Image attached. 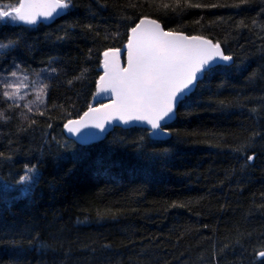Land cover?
Segmentation results:
<instances>
[{"label":"trees","instance_id":"obj_1","mask_svg":"<svg viewBox=\"0 0 264 264\" xmlns=\"http://www.w3.org/2000/svg\"><path fill=\"white\" fill-rule=\"evenodd\" d=\"M142 18L232 61L165 139L77 145L65 124ZM0 43V264H264V0H70L49 23L0 20Z\"/></svg>","mask_w":264,"mask_h":264},{"label":"snow or ice","instance_id":"obj_2","mask_svg":"<svg viewBox=\"0 0 264 264\" xmlns=\"http://www.w3.org/2000/svg\"><path fill=\"white\" fill-rule=\"evenodd\" d=\"M69 6L70 0H15L12 5L0 6V20L8 18L34 25L38 17L54 19V14L60 15L58 10ZM7 46L0 43V49ZM125 50L126 66H121L120 49L103 52V74L96 85V96L108 94L111 102L99 101L98 107L89 106L79 119L65 124L68 132L79 135L90 127L104 132L106 124L118 120L125 125L146 124L150 126V131L146 129L149 136L162 138L168 135L167 122L175 115L177 105L194 91L200 78L226 71L221 62L232 61L219 43L166 31L157 20L147 18L131 27ZM90 139L86 135L81 143L87 144ZM25 179L28 177L21 180L22 184ZM258 256L264 259V251Z\"/></svg>","mask_w":264,"mask_h":264},{"label":"water","instance_id":"obj_3","mask_svg":"<svg viewBox=\"0 0 264 264\" xmlns=\"http://www.w3.org/2000/svg\"><path fill=\"white\" fill-rule=\"evenodd\" d=\"M60 11V15L56 16L54 14V19H45L43 17H38L37 18V23L34 24V25H27L23 22H20L18 21L20 24H23V25H26V26H35V25H38L40 23H49L51 21H54L56 19H58L59 17L62 16L63 14V10H58ZM142 19H145V18H142ZM147 19H151V18H147ZM141 20V19H140ZM139 20V21H140ZM158 22V21H157ZM139 23V22H138ZM159 23V22H158ZM162 26V25H161ZM163 28V27H162ZM182 34V33H180ZM184 35V34H183ZM129 36H130V32H129ZM128 36V38H129ZM206 39V38H205ZM127 44V43H126ZM126 44L120 48V51H121V66H126V50H125V46ZM214 44V43H213ZM221 48V47H220ZM115 50V49H114ZM221 51L223 52L222 48H221ZM224 53V52H223ZM224 62H221V64H223ZM103 54H102V57H101V67H100V72H101V75L103 74ZM202 78V77H201ZM200 78V79H201ZM99 81V79H98ZM200 81V80H199ZM198 81V82H199ZM197 82V83H198ZM98 83V82H97ZM197 85V84H196ZM196 87V86H195ZM96 93H97V87H96V92H95V96H94V99H93V106H99V101H103L104 103H110L111 102V96L108 95V94H101L99 97L96 96ZM176 110V109H175ZM83 115V114H82ZM81 115V116H82ZM80 116V117H81ZM79 117V118H80ZM78 118V119H79ZM174 119V116L171 120H168L167 122V126H169L172 121ZM76 120V119H74ZM115 128H123V129H130V128H142V129H147L148 131H150V126L146 125V124H142L140 122H131L130 124L128 125H125L123 124L122 122L118 121V120H113L110 124H106L105 125V131L104 132H101L99 131L98 129H95V128H86V129H82L81 133L79 135H74L73 133H70L67 131V129L65 128V134L66 136L71 140L73 141L74 143H76L77 145L79 146H85V145H88V144H92V143H95V142H99V141H102L105 136L111 132L113 129ZM89 136L91 137V139L89 140V143L87 144H82L81 143V139L84 137V136ZM153 139H157V140H162V139H165L166 136L162 137V138H157V137H152Z\"/></svg>","mask_w":264,"mask_h":264},{"label":"rangeland","instance_id":"obj_4","mask_svg":"<svg viewBox=\"0 0 264 264\" xmlns=\"http://www.w3.org/2000/svg\"><path fill=\"white\" fill-rule=\"evenodd\" d=\"M31 180L26 179L25 182L29 183Z\"/></svg>","mask_w":264,"mask_h":264}]
</instances>
